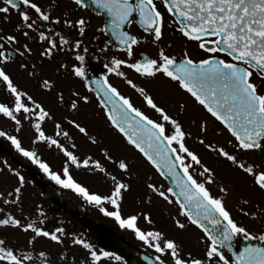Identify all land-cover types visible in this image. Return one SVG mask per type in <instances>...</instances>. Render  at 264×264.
Wrapping results in <instances>:
<instances>
[{
    "label": "snow or ice",
    "instance_id": "snow-or-ice-1",
    "mask_svg": "<svg viewBox=\"0 0 264 264\" xmlns=\"http://www.w3.org/2000/svg\"><path fill=\"white\" fill-rule=\"evenodd\" d=\"M93 15L102 17L94 31ZM168 28L183 38L178 55L169 51ZM189 44L203 55L194 56ZM144 46L155 53L142 51ZM54 60L55 77L42 76L45 62ZM21 74L54 94L56 107L66 113L58 117L37 99L19 82ZM157 80L184 94L171 109L149 87ZM0 92V139L56 185L131 231L155 253L144 256L149 264H264V0H0ZM93 99L124 143L168 181L165 186L146 174L143 196L135 197L130 212L125 201L140 168L134 156L117 154L79 118ZM190 101L199 115L188 114ZM70 129L97 147L99 158L82 152ZM189 141L226 162L235 177L220 179ZM38 145L62 156L59 170ZM80 170L102 176L107 191L76 179L73 173ZM28 183L20 169L0 158V264H128L60 220L49 226L43 205L25 214ZM154 197L176 207L170 215L175 229L193 226L201 233L196 249L155 227L149 210ZM229 197L235 199L232 207ZM8 230L23 234L24 243L13 242ZM239 240L260 243L237 248ZM42 241L58 246L57 261Z\"/></svg>",
    "mask_w": 264,
    "mask_h": 264
},
{
    "label": "rangeland",
    "instance_id": "rangeland-1",
    "mask_svg": "<svg viewBox=\"0 0 264 264\" xmlns=\"http://www.w3.org/2000/svg\"><path fill=\"white\" fill-rule=\"evenodd\" d=\"M17 19L18 18L13 14L12 23L13 24L16 23ZM7 27H11V25H7ZM132 30L136 31L137 27L135 25H133ZM166 32L168 33V35L166 36V40H170L172 43V48L169 49V51L178 55L181 51V45L183 42V38L178 33L173 35L172 34V28L166 29ZM141 50L146 51L149 54L155 53V48H153L151 46H144V47H142ZM189 50L192 52V54L194 56L203 55L202 53H197V50H196L194 44H189ZM31 59L34 60L35 57H32ZM12 70L16 71V67L13 66ZM21 75H22V78L20 79L19 82L22 84V86L27 88L34 95L33 91H36V89H34V83L36 81L35 80H29L26 76H23V74H21ZM130 75H132V74L130 73ZM113 79H114V82H116L121 87L122 91L126 92L127 94L132 95L133 100L137 105H139L141 107H145L143 104V101L130 88H128L127 85H125L123 83V81L118 80L116 78H113ZM149 87H150L151 91L153 92L154 96L157 98V102L165 104L166 106H169L170 109H171V106L177 100H179L182 96H184L183 93H180L175 88V85H172L170 83H165L161 80H157V81L153 82L152 84L149 85ZM0 98H3L2 92H0ZM93 106L95 107V105H93ZM93 106H90V112H89L90 114L88 116L86 115V118H88V119H86L85 123L90 121L89 123H90L91 127L94 126L92 124H98L99 123L98 124L99 129L101 128V126L104 125L105 130H104V132L99 131L98 134H97V132H92V133L97 134L100 138H103L109 146L117 147L119 149V152L117 154L134 156L138 162V166L140 168V180H139V182H134L133 191L130 194H128V197L125 201V211L130 212L137 207V204L135 203V197H137V196L142 197L143 196V192H144L143 181L146 178V174H151L153 176L154 181H156L157 183H163V184H165V186H167V185L162 178H160L158 175H156L154 173V171L150 168V166H148L145 162H143L142 158L139 156L138 153H136L130 146H127L124 143L122 137L117 136V133L114 132V130L106 123L104 115H100L99 113H97L94 110ZM145 110L148 111L149 114H153V113H151V110H149L147 108H145ZM188 114L189 115H199L200 114V110L198 109V107H194L193 104L191 103V101L189 102ZM184 119H185V123H187L186 117ZM0 122H3V120L0 119ZM100 124H101V126H100ZM193 131L195 132V129H193ZM22 135L24 136V144L27 146L29 143L28 138L26 135H24V134H22ZM189 143L192 144V141H189ZM192 146L194 148H196L201 153V155L203 156L205 161L210 166H213L214 168H216V170L218 172V177L220 179L227 181L230 177H235L236 173L228 167L226 162L216 161V159L213 157L212 154H210L204 150L203 146L196 145V144H192ZM38 147L40 150V154L45 159L48 160V162L51 164L53 169L59 170V168L61 166V161L63 159L62 156L58 155V156L50 157V155H51L50 153L55 152V150L49 151V150L45 149L43 145H38ZM81 151L91 153L96 158H99V151H98V148L95 146L90 145V147L89 146L84 147V148L81 147ZM9 163L14 168H17L14 163H11V162H9ZM27 163H29L33 167H36L35 165H32L28 161H27ZM109 167L111 168L113 166L109 165ZM73 174L76 177V179H78L79 181L86 184L91 190L101 191V192L107 191L108 185L104 182V178L102 176H100L98 174L97 175H90L88 172L83 171V170L75 171ZM25 178L27 181H29L27 179V177H25ZM6 179H7L9 184L15 183L14 177H6ZM238 194L247 195V193L244 192L243 190H241ZM39 199L43 203H46V201L43 198H41V196L36 192V189L29 182L24 189L25 214L33 212L34 207H35V205L38 204ZM153 199H154V203L151 205L149 210H151L153 213V218L155 220V227L166 231L170 236H174L178 240H179V237L181 235V237L183 239H185L186 241L188 240V243H186V248H187V246H189V245L191 246L192 244H194V246H195L196 237L198 236L199 233L197 231H195L193 228L189 227L184 232H180L179 230L175 229L174 227H171V228L167 227L168 222L172 223L171 219H170V215H172L176 212V207L174 205H167L163 201H160L156 197H154ZM234 204H235V199L233 197H229V206L232 207ZM144 207L147 208L148 206H144ZM91 208L98 211V209L93 207V206H91ZM165 209L168 210V215L166 214V212L164 215ZM45 210L48 213L49 221H51L52 218H51L50 210L47 207ZM110 219H112V218H110ZM141 226L147 227V225H145L142 220H141ZM128 233L130 234V232H128ZM138 243L140 245H143L141 241H138ZM194 246L191 248L194 249Z\"/></svg>",
    "mask_w": 264,
    "mask_h": 264
},
{
    "label": "flooded vegetation",
    "instance_id": "flooded-vegetation-1",
    "mask_svg": "<svg viewBox=\"0 0 264 264\" xmlns=\"http://www.w3.org/2000/svg\"><path fill=\"white\" fill-rule=\"evenodd\" d=\"M43 2L47 3V0H43ZM83 14L88 16L90 13L86 12ZM101 19L102 17H95L93 15L92 31H94L96 26L100 24ZM91 64L94 69L98 68V65H96L95 62H91ZM55 68H56L55 60L52 62L46 61L41 70V75L55 77V71H54ZM65 86H67V81H65ZM34 89H36V91H33L34 96L37 99L42 100L47 106L52 107L53 111L57 114L58 117L61 114L66 113V109H59L56 107L55 100H54V94L41 92L37 86V82L34 83ZM65 95L67 97L68 95L67 91ZM93 105H95L94 99H93L92 104L86 106L84 110L80 113L79 118H81V120L84 123L86 119H88L86 118V115L88 116L90 114L89 113L90 106H93ZM94 110L100 115H104L103 110L97 108L96 105L94 107ZM89 122H86V124L90 126V129H89L90 132H97V134L99 131L104 132L105 130L104 125L101 126L100 124L101 128L99 129V125H98L99 123L92 124L94 126L91 127ZM65 127H68V126L65 125ZM47 128L49 132H51L52 130L51 122L48 123ZM70 131L73 137L75 138L76 142L81 147L83 148L87 146L90 147V145L87 144L86 139L82 137L75 129H70ZM117 136L120 137L119 133H117ZM50 154H51L50 157L59 155L56 152H52ZM0 158L7 159L8 162L14 163L16 167L22 171V174L25 177H27L30 184L36 189V192L41 196V198H43L46 201V203H43L39 199L38 204L43 205L44 209H46L47 207L50 210L52 219L50 221L49 226H52V224H54L57 220H60L65 224V226L69 229V231L82 233L98 249H104L107 251L114 252L117 255L124 256L128 264H138V263L132 261L125 254L115 249V246L119 243H127L133 248H137L150 255H155L152 249H148L147 247L140 245L138 243L139 240L135 236L132 235L133 233L131 231L121 229L113 219H110L109 217L104 216L99 211L92 209L91 206L86 204L81 197H79L72 191L61 188L59 185H56L53 181L49 180L38 168L31 166L29 163H27V161L24 158L16 154L14 150L11 148L10 144L3 139H0ZM45 184L54 186L56 188L52 190L53 192H55V194L53 193L54 196L47 197L43 195L40 189H41V186ZM165 212L168 215L167 209L164 210V215H165ZM167 227L171 228L174 226L172 223L168 222ZM189 227L193 228L195 231L199 233L198 236L196 237L197 239L201 235V233L197 229H195L193 226H189ZM8 231L10 233V238L13 240V242H18L20 245L24 243L23 234L15 233L12 230H8ZM128 232H130V234ZM179 241L182 244H184L186 247V243H188V240L186 241L180 235ZM254 242H259V241H254ZM40 243L44 244V246L52 250L53 255L51 256V259L53 261H57L55 252L58 250V246L50 244L46 241H42ZM242 243L243 241L239 240L235 242V246L237 248H241ZM37 246L39 247L40 244H38ZM193 246L194 244H192L191 246L190 245L187 246V248L188 247L191 248ZM197 247L198 246L195 243L194 249H196ZM75 251L78 252L80 255H83L82 249L77 248L75 249ZM57 264H59L58 261H57ZM106 264H119V262L112 260V261L106 262Z\"/></svg>",
    "mask_w": 264,
    "mask_h": 264
},
{
    "label": "water",
    "instance_id": "water-1",
    "mask_svg": "<svg viewBox=\"0 0 264 264\" xmlns=\"http://www.w3.org/2000/svg\"><path fill=\"white\" fill-rule=\"evenodd\" d=\"M168 182V181H167ZM53 186L50 185H43L41 187V190L48 196H54L55 192H53ZM54 193V194H53ZM246 243H255V242H245L243 243V247L245 246ZM259 244V243H256ZM116 248L120 251H122L125 255H127L130 259H132L133 261L139 262L141 264H149L148 261L144 260V256L147 255L137 249H134L130 246H128L127 244H117ZM149 256V255H148Z\"/></svg>",
    "mask_w": 264,
    "mask_h": 264
}]
</instances>
